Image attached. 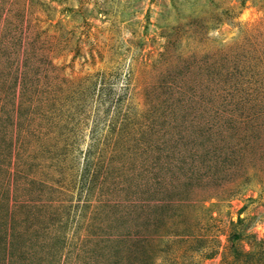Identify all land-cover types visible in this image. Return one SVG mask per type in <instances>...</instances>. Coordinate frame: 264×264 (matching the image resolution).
Masks as SVG:
<instances>
[{"label": "rangeland", "instance_id": "rangeland-1", "mask_svg": "<svg viewBox=\"0 0 264 264\" xmlns=\"http://www.w3.org/2000/svg\"><path fill=\"white\" fill-rule=\"evenodd\" d=\"M0 264H264V0H0Z\"/></svg>", "mask_w": 264, "mask_h": 264}]
</instances>
